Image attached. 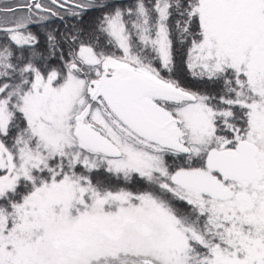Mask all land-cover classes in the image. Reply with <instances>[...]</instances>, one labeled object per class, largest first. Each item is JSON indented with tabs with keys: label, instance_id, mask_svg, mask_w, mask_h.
I'll return each mask as SVG.
<instances>
[{
	"label": "snow or ice",
	"instance_id": "6c2138e0",
	"mask_svg": "<svg viewBox=\"0 0 264 264\" xmlns=\"http://www.w3.org/2000/svg\"><path fill=\"white\" fill-rule=\"evenodd\" d=\"M0 264H264V0H0Z\"/></svg>",
	"mask_w": 264,
	"mask_h": 264
}]
</instances>
